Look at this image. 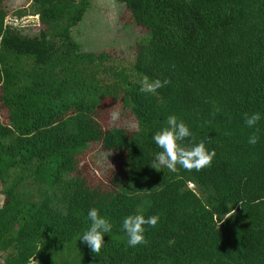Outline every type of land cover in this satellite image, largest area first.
Returning <instances> with one entry per match:
<instances>
[{"label": "trees", "instance_id": "trees-1", "mask_svg": "<svg viewBox=\"0 0 264 264\" xmlns=\"http://www.w3.org/2000/svg\"><path fill=\"white\" fill-rule=\"evenodd\" d=\"M0 0V253L3 264H264V0H117L144 36L123 63L82 51L89 0ZM36 16L37 25L22 24ZM16 20V23L13 20ZM126 22V23H128ZM168 79L155 93L141 81ZM114 104L135 126H104ZM259 113L254 127L245 114ZM175 115L216 155L151 167ZM256 135V144L249 137ZM94 144L116 153L106 183L79 171ZM95 207L112 225L99 254L79 238ZM158 215L130 247L123 219Z\"/></svg>", "mask_w": 264, "mask_h": 264}, {"label": "rangeland", "instance_id": "rangeland-1", "mask_svg": "<svg viewBox=\"0 0 264 264\" xmlns=\"http://www.w3.org/2000/svg\"><path fill=\"white\" fill-rule=\"evenodd\" d=\"M29 0H8L9 11L23 8ZM90 7L82 20L72 28L71 35L80 44L82 51L115 50L123 51V63L133 60L132 45L144 36L136 26L130 24L129 14L123 3L117 0H89ZM16 23V20L12 19ZM22 24L37 25L36 16L22 17ZM128 22V23H126ZM117 119L113 120V114ZM101 121L104 126L117 124L126 127L135 126V121L128 116L120 117L115 105L110 103L102 110ZM117 165L116 153L102 150L94 144L80 156L79 171L93 183H106ZM5 253H0L3 264Z\"/></svg>", "mask_w": 264, "mask_h": 264}, {"label": "clouds", "instance_id": "clouds-1", "mask_svg": "<svg viewBox=\"0 0 264 264\" xmlns=\"http://www.w3.org/2000/svg\"><path fill=\"white\" fill-rule=\"evenodd\" d=\"M170 81L164 79L150 80L147 76L141 81L140 91L144 93H155L168 85ZM113 120L117 119V114H113ZM245 124L248 127H254L261 119L259 113L251 115L245 114ZM192 133L188 126L179 121L175 115H170L166 121V127L154 134L153 140L161 149L155 155V159L151 167L159 171L161 167H165L172 172L177 171V165H180L188 171H201L205 167H210L216 153L214 150L209 151L205 142L201 141L192 146H182L180 142L190 138ZM258 137L252 135L249 137V144H256ZM88 218L91 221L90 227L79 238L92 251L93 254H99L104 245V234L111 231L112 225L105 218L99 215L98 209L95 207L88 211ZM159 221L158 215L145 217L142 214L129 215L123 219L122 228L127 235V243L130 247H136L146 243L144 232L145 225L155 227Z\"/></svg>", "mask_w": 264, "mask_h": 264}]
</instances>
